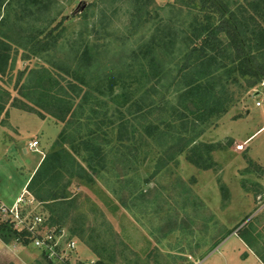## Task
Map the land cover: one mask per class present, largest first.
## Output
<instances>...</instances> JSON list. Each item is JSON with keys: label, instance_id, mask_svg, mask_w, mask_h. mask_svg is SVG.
Instances as JSON below:
<instances>
[{"label": "rangeland", "instance_id": "obj_1", "mask_svg": "<svg viewBox=\"0 0 264 264\" xmlns=\"http://www.w3.org/2000/svg\"><path fill=\"white\" fill-rule=\"evenodd\" d=\"M11 1L9 8L16 13L20 11L19 2ZM154 1L156 5L165 6L171 0ZM90 2L92 0H52L49 4L46 19L55 18L61 10L56 21L64 16L67 18L65 33L55 51L27 57L28 51L10 40H16L13 35H5L10 38L6 39L7 31L0 32V37L12 46L11 70L3 81L0 80L10 94L8 98L0 89V101L6 99L0 114V203L11 205L44 157L65 148L68 151L62 160L65 167L74 170L81 165L90 174L81 178L67 174L54 189L70 201L63 209L65 227L73 226L77 234L82 235V238L72 236L76 241L73 256L84 264L98 261L103 264H264L261 260L264 256L263 82L247 90L233 85V92H236L227 111L197 127L199 137L194 143L183 146L180 154L175 150L168 152L164 138H149L142 132L137 133L135 141L119 140L115 127H104L108 143L102 147L104 156L96 161L92 172L88 169L87 152L80 145L81 140L87 138V126L78 124L83 123V119L77 122L80 128L73 123L64 132L67 143L63 145L58 143L62 123L39 117L35 112H40L38 105H32L34 111L30 112L11 106L17 96V80L20 78L26 84L34 76L31 69L42 66L57 73V66H60L61 74L67 75L64 71L68 63H61L60 55L75 49L77 43L73 41L81 32L92 39L94 33L89 32L92 26L100 32L95 34L101 37L99 43H108L110 50L117 53L127 54L143 41L139 34L129 39L123 37L130 17L127 1L105 0L95 9L90 8L85 20L81 12ZM6 3L0 7V19L6 13L13 17V11L6 10ZM160 14L162 18H171L178 28L185 24L187 17L184 11L169 13L166 10ZM33 18L29 22L31 26L37 25ZM151 31L149 28L147 37ZM107 33L117 37L114 43ZM104 64L112 66L108 61ZM20 72L25 73L21 76ZM165 81L170 83L169 78ZM154 84L158 92L152 95L157 98L162 88ZM127 102L121 104V111L126 112L130 103ZM174 102L160 103L154 113L155 119L149 116L150 123L166 130L167 119L176 118L171 115L170 108ZM116 105L100 110L108 112L106 116L110 118ZM125 117L131 118L127 113ZM135 124L136 128H141ZM169 129L175 134L172 135L174 139L178 132L189 138V127L183 128L177 120ZM33 140H37L40 154L31 151L29 142ZM199 143L204 144L200 153L193 152L191 147ZM128 149H136L135 158L130 157ZM24 198L28 196L24 194ZM63 205L58 204L57 208L61 210ZM249 222L256 235L251 248L239 236L240 229ZM43 263L31 244L22 246L17 242L0 241V264Z\"/></svg>", "mask_w": 264, "mask_h": 264}, {"label": "trees", "instance_id": "obj_2", "mask_svg": "<svg viewBox=\"0 0 264 264\" xmlns=\"http://www.w3.org/2000/svg\"><path fill=\"white\" fill-rule=\"evenodd\" d=\"M17 1L20 11L16 13L9 8L11 0H0V7L7 2L6 10H11L10 13L13 11V17L6 13L0 19V32L2 30L4 34L7 31L4 38L10 39L5 35H13L16 40H10L28 51L27 57L55 51L65 33L66 16L56 21L62 10L57 12L55 18L46 19L45 13H48L52 0ZM104 1L92 0L81 12V17L86 20L90 8L93 10ZM125 1L130 4V17L123 37L129 39L139 34L143 41L136 48L127 54L111 51L108 43H99L101 37H95V34L100 32L92 26L89 31L94 33L92 39L81 32L78 39L73 41L77 43L75 49L60 55V62L68 63L64 71L66 78L61 74L60 66H57V73L42 66L31 69L34 76L26 84L20 78L17 80V96L11 102V106L28 112L34 111L32 105H38L40 112H35L39 117L53 118L62 123L58 143L63 145L67 143L64 132L71 124L83 119V123L78 124L87 126V138L82 139L80 145L87 152L90 172L95 171L96 161H101L100 158L104 156L102 147L108 143L105 128L109 125L117 129L119 140L135 141L137 133L143 132L149 138H164V145L168 143L166 150H175L176 154H180L183 146L194 143V139L199 137L197 127L227 111L236 92H233V85L247 90L264 83V0H171L165 6L156 5L154 0ZM166 10L169 13L184 11L187 15L185 24L178 28L171 18H162L160 13ZM32 16L38 26L29 23ZM55 21L56 24L51 26ZM149 28L152 31L147 37ZM106 36L112 38L111 43L117 39L108 33ZM103 39L107 40L105 37ZM120 41L123 40L120 38ZM11 54L12 46L0 37L1 81L11 70ZM105 61L112 66H105ZM23 73L20 72L21 76ZM168 78L170 83L165 81ZM154 83L162 88L157 98L152 95L158 92ZM0 89L10 97L1 84ZM116 89L118 93H115ZM130 98L136 99L128 101ZM172 100L175 104L170 105L171 115L174 114L176 118L170 120L169 117L166 130H160L157 124L150 123L149 116L155 119L154 113L160 108L159 104H170ZM126 102L130 103L123 112L119 107ZM5 104L6 99L0 101V114ZM109 105H116L110 118L106 116L108 112L100 110L109 108ZM126 113L131 118H126ZM175 120L183 128L189 127V138H185L182 132H178L175 139L172 137L175 134L169 126L171 128ZM134 121L141 128H136ZM202 146V143L195 144L191 150L200 153ZM128 153L131 158L136 157V149H128ZM67 154L68 151L61 148L45 156L26 185L27 193L40 204L36 212L45 217L49 224L64 228L66 215L63 209L70 201L66 195L54 189L67 174L78 178L90 175L81 165L74 170L65 167L62 160ZM58 204H64L61 210L57 208ZM251 225L252 222H249L239 231V236L250 248L256 240L253 234L255 229ZM67 231L71 236L82 238L73 226ZM31 240L28 232L14 228L12 222L0 217L1 242L28 246ZM36 250L43 264H54L44 252ZM261 260L264 262V256ZM95 264L103 263L98 261Z\"/></svg>", "mask_w": 264, "mask_h": 264}, {"label": "built area", "instance_id": "obj_3", "mask_svg": "<svg viewBox=\"0 0 264 264\" xmlns=\"http://www.w3.org/2000/svg\"><path fill=\"white\" fill-rule=\"evenodd\" d=\"M37 140L29 142L32 149H36ZM28 195V199L24 198ZM37 203L27 191H24L11 205L0 203V217L9 220L13 227L25 230L31 236V245L44 252L54 264H84L82 260L73 256L76 241L65 228L56 224H49L45 217L36 212ZM15 248V246L13 245Z\"/></svg>", "mask_w": 264, "mask_h": 264}, {"label": "crops", "instance_id": "obj_4", "mask_svg": "<svg viewBox=\"0 0 264 264\" xmlns=\"http://www.w3.org/2000/svg\"><path fill=\"white\" fill-rule=\"evenodd\" d=\"M31 149V151H35V152H38L39 154H40V152L38 151V149L36 148V149H32V148H30ZM23 152H25V150H23ZM35 169H36V167H35ZM35 169H33L32 170V172L35 170ZM31 175H32V173L28 176V179H26L25 180V182H24V184L22 185V187H21V193L19 194V195H15L14 196V201H13V203L16 201V199L24 192V191H26V185H27V183H28V180H29V178L31 177ZM10 201V200H9ZM0 202H2V201H0ZM3 203H5V202H3ZM6 204V203H5ZM33 206H36V209L40 206V204H37V203H33Z\"/></svg>", "mask_w": 264, "mask_h": 264}, {"label": "water", "instance_id": "obj_5", "mask_svg": "<svg viewBox=\"0 0 264 264\" xmlns=\"http://www.w3.org/2000/svg\"><path fill=\"white\" fill-rule=\"evenodd\" d=\"M258 93V92H257Z\"/></svg>", "mask_w": 264, "mask_h": 264}]
</instances>
